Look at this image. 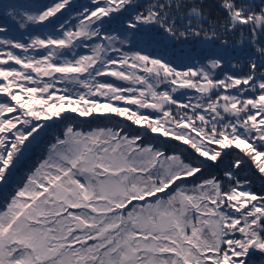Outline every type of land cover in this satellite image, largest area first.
I'll use <instances>...</instances> for the list:
<instances>
[{
  "label": "snow or ice",
  "instance_id": "1",
  "mask_svg": "<svg viewBox=\"0 0 264 264\" xmlns=\"http://www.w3.org/2000/svg\"><path fill=\"white\" fill-rule=\"evenodd\" d=\"M0 264H264V0H0Z\"/></svg>",
  "mask_w": 264,
  "mask_h": 264
},
{
  "label": "trees",
  "instance_id": "2",
  "mask_svg": "<svg viewBox=\"0 0 264 264\" xmlns=\"http://www.w3.org/2000/svg\"><path fill=\"white\" fill-rule=\"evenodd\" d=\"M36 2H38V3H46V2H49V0H36ZM76 2L77 3H87L88 2V0H76ZM81 120H83V119H91V118H80ZM97 123H105L104 121H94L93 122V124H92V126L94 127ZM35 162V157H33L32 159H30L28 162H27V165H26V167L27 166H30L32 163H34ZM260 183H259V181L257 180V183H256V188H257V190L260 188Z\"/></svg>",
  "mask_w": 264,
  "mask_h": 264
}]
</instances>
